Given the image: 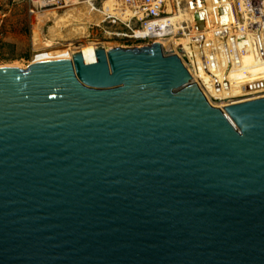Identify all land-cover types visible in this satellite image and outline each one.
Segmentation results:
<instances>
[{
  "label": "water",
  "instance_id": "1",
  "mask_svg": "<svg viewBox=\"0 0 264 264\" xmlns=\"http://www.w3.org/2000/svg\"><path fill=\"white\" fill-rule=\"evenodd\" d=\"M93 47L0 66V264H264V97Z\"/></svg>",
  "mask_w": 264,
  "mask_h": 264
},
{
  "label": "built area",
  "instance_id": "2",
  "mask_svg": "<svg viewBox=\"0 0 264 264\" xmlns=\"http://www.w3.org/2000/svg\"><path fill=\"white\" fill-rule=\"evenodd\" d=\"M97 1L32 3L54 11L89 5L103 13L90 25L107 23L122 46L159 42L179 56L193 82L220 109L264 97V0H113L125 16L107 13L104 2L96 8ZM36 59L35 52L29 63Z\"/></svg>",
  "mask_w": 264,
  "mask_h": 264
},
{
  "label": "rangeland",
  "instance_id": "3",
  "mask_svg": "<svg viewBox=\"0 0 264 264\" xmlns=\"http://www.w3.org/2000/svg\"><path fill=\"white\" fill-rule=\"evenodd\" d=\"M102 2H104V9L107 13L125 16L121 7L113 0H99L96 3V8L99 9ZM67 8L60 7L55 12L50 10L51 8L46 10L35 9L32 0H0V66L13 65L26 68L35 52L37 55L36 60L40 61L48 58L64 57L70 51L75 52L84 48L94 50L92 45L77 49L89 42L97 43L106 49L125 45L123 41L117 40L108 33L112 31L113 27L107 23H101L100 26L90 25L91 22L97 23L100 21L103 15L99 14V16L94 9L91 7H88V9L86 5L76 8V10H80L81 19L85 23L76 24L78 25V31L75 35L68 34L69 30L75 25H67L66 21H61L62 18L54 20L49 14L47 19H44V24L39 25L38 13L49 11L55 12L56 15H62L65 12L73 11L66 10ZM84 10H87L86 13ZM77 16L78 12L75 13L74 24L78 20ZM57 25H60L58 30L53 36H49V29L51 27L57 29ZM40 26L42 27L40 28ZM81 32H83L82 36H80Z\"/></svg>",
  "mask_w": 264,
  "mask_h": 264
},
{
  "label": "bare ground",
  "instance_id": "4",
  "mask_svg": "<svg viewBox=\"0 0 264 264\" xmlns=\"http://www.w3.org/2000/svg\"><path fill=\"white\" fill-rule=\"evenodd\" d=\"M86 7L88 8V7H91L92 9H94L92 6H89V5H86ZM89 9V8H88ZM95 10V9H94ZM79 11L80 10H73V11H68L67 13L65 12L64 14H62V15H60V14H58V15H56V11L55 12H49V11H43V12H41V13H38V16H37V18H38V23H39V25H43L44 24V19H47V16H48V14L55 20V19H57V18H62V20L61 21H66V23H68L67 25H70L71 26V24H72V26H74L73 28H71L70 30H69V35H75V33L78 31V25H76V24H78V23H82V24H84L85 23V21H83L82 19H81V14L79 13ZM86 11L87 10H84V12L86 13ZM90 11V10H89ZM76 12H78V20H77V22L74 24L73 22H74V19H76V17H75V13ZM95 12H97V14L99 15V14H101V16H102V14L103 13H101V12H98L97 10H95ZM91 13V12H90ZM44 16H46V17H44ZM100 16V15H99ZM42 26H40V28H41ZM53 27H56V26H53ZM60 27V25H57V29L55 28V29H52V27H51V29H49V36H53L54 35V33L58 30V28ZM83 35V32H81V34H80V36H82ZM79 37V36H78ZM84 38V37H83ZM87 45H92V47L93 46H97L98 44L97 43H93V42H89V43H87V44H84V45H82V46H80V47H78L77 49H81V48H83V47H85V46H87ZM107 46V45H106ZM105 46V47H106ZM76 52H81V54H82V57H83V59H84V61L86 62V63H93L94 61H95V59H96V55H95V51L94 50H92L91 48H84V49H82V50H77V51H75V52H73V51H70L69 53H67L66 55H64V57H58V58H72V54H74V53H76ZM52 59H55V58H52ZM46 60V59H45ZM217 105V104H216Z\"/></svg>",
  "mask_w": 264,
  "mask_h": 264
}]
</instances>
